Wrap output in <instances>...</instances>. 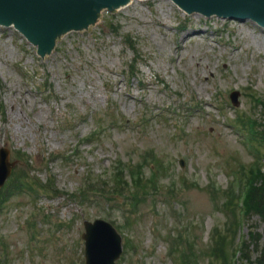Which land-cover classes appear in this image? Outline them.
Instances as JSON below:
<instances>
[{
	"label": "rangeland",
	"instance_id": "obj_1",
	"mask_svg": "<svg viewBox=\"0 0 264 264\" xmlns=\"http://www.w3.org/2000/svg\"><path fill=\"white\" fill-rule=\"evenodd\" d=\"M96 21L46 55L0 25V148L13 163L0 264H85L83 222L98 219L120 236L116 264H220L215 236L228 232L229 258L264 228L229 204L253 163L264 171L246 133L258 129L244 126L264 101V29L169 0L103 8Z\"/></svg>",
	"mask_w": 264,
	"mask_h": 264
},
{
	"label": "water",
	"instance_id": "obj_2",
	"mask_svg": "<svg viewBox=\"0 0 264 264\" xmlns=\"http://www.w3.org/2000/svg\"><path fill=\"white\" fill-rule=\"evenodd\" d=\"M186 13L199 12L207 17L250 19L264 27V0H172ZM124 0H0V23L13 20L28 42L39 46L38 52L49 51L58 32L76 29L95 22L96 11L121 6ZM182 6V7H181ZM217 14V15H213ZM212 14V15H209ZM252 20V21H251ZM234 93V103L236 97ZM237 105V104H236ZM8 151L0 148V188L11 173ZM82 235L86 264H115L121 253L120 236L113 227L100 219L83 222Z\"/></svg>",
	"mask_w": 264,
	"mask_h": 264
},
{
	"label": "trees",
	"instance_id": "obj_3",
	"mask_svg": "<svg viewBox=\"0 0 264 264\" xmlns=\"http://www.w3.org/2000/svg\"><path fill=\"white\" fill-rule=\"evenodd\" d=\"M262 114H264V111H262ZM264 117V116H263ZM262 130V139L264 140V118L261 123ZM256 183L253 185H250L248 187V209L253 212H256L257 215L260 216L262 226H264V173L259 171L257 177L255 178ZM252 244L254 246V249L257 253V258L255 261H253V264H264V228L263 233H253L252 234ZM215 239L214 241H216ZM227 244V243H226ZM223 249V247H220ZM219 247L213 246V257L216 259L223 260V258L226 256V251H221ZM225 250V249H224Z\"/></svg>",
	"mask_w": 264,
	"mask_h": 264
},
{
	"label": "bare ground",
	"instance_id": "obj_4",
	"mask_svg": "<svg viewBox=\"0 0 264 264\" xmlns=\"http://www.w3.org/2000/svg\"><path fill=\"white\" fill-rule=\"evenodd\" d=\"M131 1H133V0H124V4H122L121 6H111V8H122V6H125V5H128ZM140 1V0H139ZM143 1V0H142ZM172 4H174L171 0H169ZM174 5H176V4H174ZM111 8H108V9H111ZM179 8H180V6H179ZM103 8H101L100 10H97L96 11V15H95V19H94V21L95 22H91V23H89L88 25H85V26H81V27H78V28H76V29H70V30H67V31H64V32H58V33H56V35H55V37H54V39H53V41H52V43H51V47H50V49L51 48H53L55 45H54V43H55V40H56V37H58V36H65V35H67L68 33H70V32H79V31H81V30H83V29H86V28H88L91 24H94V23H96L97 21V18H98V15L100 14V12H101V10H102ZM180 9H184V8H180ZM0 25H3V26H5L6 28H14L15 30H17L18 32H19V34L20 35H24L26 38H27V40H28V35H27V33H23V34H21V32H20V30L18 29V27H17V25L16 24H14V22H13V20H11V21H8V25L9 26H7V25H4V24H1L0 23ZM31 45H35L36 47H38V50H39V46L35 43V41L34 42H29ZM49 49V50H50ZM48 51H46V52H39L41 55H46V53H47Z\"/></svg>",
	"mask_w": 264,
	"mask_h": 264
}]
</instances>
